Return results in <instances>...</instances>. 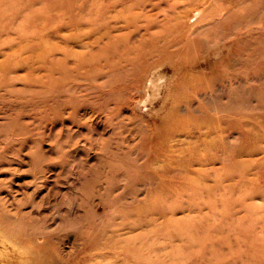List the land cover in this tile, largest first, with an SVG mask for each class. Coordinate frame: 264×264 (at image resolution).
Wrapping results in <instances>:
<instances>
[{
  "label": "rangeland",
  "instance_id": "rangeland-1",
  "mask_svg": "<svg viewBox=\"0 0 264 264\" xmlns=\"http://www.w3.org/2000/svg\"><path fill=\"white\" fill-rule=\"evenodd\" d=\"M0 249L264 264V0H0Z\"/></svg>",
  "mask_w": 264,
  "mask_h": 264
},
{
  "label": "bare ground",
  "instance_id": "bare-ground-1",
  "mask_svg": "<svg viewBox=\"0 0 264 264\" xmlns=\"http://www.w3.org/2000/svg\"><path fill=\"white\" fill-rule=\"evenodd\" d=\"M215 57H216V56H215ZM228 60H229V59H228ZM196 63H197V62H196ZM191 69H192V68H191ZM148 84H149V83H148ZM138 90H139V89H138ZM138 90H137V91H138ZM141 91H142V90H141ZM235 94H236V93H235ZM233 96H234V95H233ZM237 97H238V96H237ZM239 98H240V97H239ZM210 101H211V100H210ZM215 102H216V101H215ZM209 103H210V102H209ZM217 103H218V101H217ZM244 103H245V102H244ZM223 105H224V104H223ZM223 105H221V106H223ZM239 105H240V104H239ZM241 105H242V104H241ZM245 105H246V103H245ZM245 105H242V106L244 107ZM215 107H217V106H215ZM215 107H214V108H215ZM226 108H227V106H226ZM237 108H238V107H237ZM243 109H244V108H243ZM215 110H217V109L215 108ZM184 112H185V111H184ZM3 235H4V234H3ZM2 237H4V236H2ZM13 243H14V242H13ZM17 247H18V246H17ZM32 248H33V247H32ZM32 248H31V249H32ZM28 249H29V248H28ZM2 250H3V249H2ZM26 250H27V249H24V251H26ZM32 250H33V249H32ZM0 251H1V249H0ZM18 251H19V250H18ZM20 252H21V251H20ZM27 252H29V251H27ZM1 254H2V253H1ZM22 254H23V253H22ZM20 256H25V255H20ZM20 256H19V257H20ZM26 257H27V256H26ZM17 259H18V258H17ZM33 259H34V258H33ZM35 259H36V258H35ZM1 260H2V259H1ZM19 260H20V259H19ZM7 261H9V260H7ZM22 261H23V260H22ZM26 262H29V261H26ZM26 262H25V263H26ZM25 263H24V264H25ZM30 264H31V263H30Z\"/></svg>",
  "mask_w": 264,
  "mask_h": 264
}]
</instances>
